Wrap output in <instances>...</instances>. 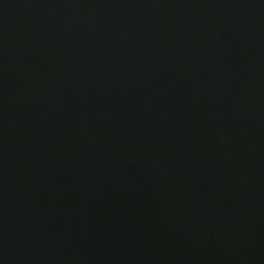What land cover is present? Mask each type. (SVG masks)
<instances>
[{
	"label": "water",
	"instance_id": "1",
	"mask_svg": "<svg viewBox=\"0 0 264 264\" xmlns=\"http://www.w3.org/2000/svg\"><path fill=\"white\" fill-rule=\"evenodd\" d=\"M0 264H264V0H0Z\"/></svg>",
	"mask_w": 264,
	"mask_h": 264
}]
</instances>
